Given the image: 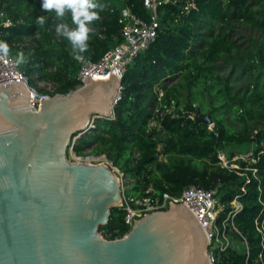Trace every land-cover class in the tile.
Wrapping results in <instances>:
<instances>
[{
  "label": "trees",
  "instance_id": "obj_1",
  "mask_svg": "<svg viewBox=\"0 0 264 264\" xmlns=\"http://www.w3.org/2000/svg\"><path fill=\"white\" fill-rule=\"evenodd\" d=\"M90 2L97 5L90 11L97 12L99 19L86 24L90 31L82 53L91 61L120 42L121 9L149 21L143 0ZM2 4L6 15L21 23L0 29V42L10 49L24 38L32 43L25 51L28 60L23 70L28 84L51 83L53 95L73 91L78 66L72 51L79 49L67 36L58 35L56 40L54 32L56 26L77 28L71 10L65 8L62 16L54 9L45 11L42 0H0ZM155 13L156 37L123 73L113 117L94 121L91 134L76 139L73 151L90 145L92 154L104 155L132 179L126 191L131 196H139L147 187L156 195H177L189 185L211 189L219 183L222 201H230L243 183L241 178L218 167L199 170L171 159L215 164L222 146L257 145L263 150L255 164L260 183L246 185L239 198L242 211L235 217L248 242L251 264L258 253L264 257L253 225L260 209L257 199L264 204V0H156ZM39 17L44 18L43 24L38 23ZM31 74L34 78H29ZM158 90L161 105L171 112L164 114L157 133L147 130V121ZM224 115L233 117L238 130L226 128ZM204 116L212 121L211 130L197 120ZM158 144L160 151H156ZM258 221L264 230V210ZM99 229L108 239L127 233L121 209H111L107 224ZM222 264H245L244 256L227 250Z\"/></svg>",
  "mask_w": 264,
  "mask_h": 264
},
{
  "label": "water",
  "instance_id": "obj_2",
  "mask_svg": "<svg viewBox=\"0 0 264 264\" xmlns=\"http://www.w3.org/2000/svg\"><path fill=\"white\" fill-rule=\"evenodd\" d=\"M83 82L37 110L24 85H0V264H208L206 234L181 201L134 219L114 240L99 236L121 205L118 177L103 163L69 161L67 150L108 119L121 80Z\"/></svg>",
  "mask_w": 264,
  "mask_h": 264
},
{
  "label": "built area",
  "instance_id": "obj_3",
  "mask_svg": "<svg viewBox=\"0 0 264 264\" xmlns=\"http://www.w3.org/2000/svg\"><path fill=\"white\" fill-rule=\"evenodd\" d=\"M155 4L156 0H143V6L149 14V21L147 22L133 15L129 9H121L118 20L120 25V42L110 47L99 60L91 61L80 50L75 49L72 51V58L78 66L75 75L76 88L85 84L83 82L84 77H87L89 81V77L94 79L95 76H105L107 73H110L117 80H121L127 67L132 64L137 55L142 53L156 37L158 20L155 13ZM19 23H21L20 20L13 21L8 17L3 9V4L0 5V29L11 28ZM58 28H60L59 32L57 31ZM66 28L68 31L75 30L73 27L66 26ZM54 32L56 40H58V35L66 36L64 28L61 26H56ZM11 82L22 84L26 87L30 95L28 107L33 110H37L42 100L52 96L54 92L53 85L48 82L42 83V86L44 85L42 92L29 85L28 79L19 70L15 57L11 56L9 52L7 55L0 52V85ZM120 89L121 85L117 89L115 102L119 98ZM161 96L162 93L158 90L156 92L155 104L151 109L150 117L147 121V130L157 133L161 132L160 122L164 114H170L171 112L170 108L161 105ZM109 117H113L112 113ZM91 128L93 129L94 126L92 125ZM211 128L212 124L207 125V129L211 130ZM74 141L73 139L67 150V158L71 157L75 163L90 164L88 162L90 160L84 158L81 161L79 155L75 156L73 152ZM257 147V145L251 143L243 152L229 154L225 157L222 156L220 151H216V164L219 168L234 174L243 181L242 185L237 189L238 193L230 201H222L221 197L223 193H220L221 185L219 183L211 189H202L189 185L182 188L177 195H169L167 193L156 195L150 187H147L139 196H131L126 195V191L130 186L125 191H122L120 187L121 205L119 209L123 212V224L129 230L134 219H140L143 215L152 213L155 210H166L172 201H181L197 219L206 234L208 240V264H222L223 255L227 250L241 253L244 256L245 264H250L248 263L251 259L250 248L246 238L235 225V217L242 211L243 206L239 198L246 193V185L252 181H255L257 184L260 183L255 164L263 150H258ZM160 149L161 147L158 144L156 151H160ZM158 157L162 158L161 155H158ZM101 163L109 167L118 177L120 183L121 178L124 177L123 173L118 172L119 170L115 167L113 168L108 165L106 161ZM256 188L258 193H260L259 185ZM257 201L260 209L258 215L253 219V225L255 232L260 238V248L263 250L264 230L262 222L258 221V216L263 212L264 204L259 198ZM98 234L104 240L116 239H108L104 230L99 229ZM233 239L238 242V246L234 244ZM251 264H264L262 254L258 253Z\"/></svg>",
  "mask_w": 264,
  "mask_h": 264
},
{
  "label": "rangeland",
  "instance_id": "obj_4",
  "mask_svg": "<svg viewBox=\"0 0 264 264\" xmlns=\"http://www.w3.org/2000/svg\"><path fill=\"white\" fill-rule=\"evenodd\" d=\"M240 30H242V29H240ZM31 44L32 43H31V41L28 38H24L19 43L13 44L12 45V49L8 48L9 54L11 56L15 57L16 62L20 59V56L22 54L23 60L18 63V67H19V70L21 72H23V70L25 68L24 64L28 60V52H25V51H27L29 49ZM20 48H26V49L20 50ZM18 55H19V57H18ZM33 75L34 74H31L29 76V78H34ZM44 82L45 81H36L31 86L35 87L38 91L42 92L44 90L43 89L44 85L42 86V83H44ZM224 122H225L226 128L228 130H230V131L238 130L239 125L233 120V117H231L230 115H224ZM96 123H97V125L100 126V122L99 121H97ZM89 134H91V133H89ZM91 147L92 146H90V145H86L83 148H81L78 153H75L74 151L73 152H74L75 156H78V155L80 156L81 161H83L84 158H86L87 160H90L88 162L90 164H93V165L100 164L101 162L106 161L108 165H110V166H112L114 168V166L111 164V162H109L104 155H101V154L94 155V154H92V151H91L92 148ZM248 147L246 145H243V144L242 145H237V146L236 145H227V146H222L221 148L218 149V151H220L222 156L225 157V156H228L231 153L232 154L233 153L237 154V153L243 152ZM134 157H135V153H134ZM68 159H70L69 161L74 162V160L71 157H69ZM159 159L162 162L166 161V159H164V158H159ZM171 160L176 162V163L182 162L184 164L194 165V167H196L199 170L200 169H207V171H211L213 169H216L217 167L219 168V166L216 163L212 164L208 160L196 162V161H190V159L186 158V157H176V158H172ZM118 172H120V171H118ZM131 182H132L131 178L122 177L121 178V182H120V185H121L120 187H121L122 191L123 190L125 191L127 189V187H129L131 185ZM126 195H132V194L126 192ZM233 241H234V244L238 246V242L236 240H234V239H233ZM239 248H240V246H239Z\"/></svg>",
  "mask_w": 264,
  "mask_h": 264
},
{
  "label": "clouds",
  "instance_id": "obj_5",
  "mask_svg": "<svg viewBox=\"0 0 264 264\" xmlns=\"http://www.w3.org/2000/svg\"><path fill=\"white\" fill-rule=\"evenodd\" d=\"M97 5L90 2V0H42V9L50 11L55 9L58 15H63L65 8H68L72 12L73 22L77 25V28L72 31H68L66 26L64 28V34L71 41L74 48H78L81 52L86 50V40L90 29L86 27L87 23L93 20L99 19V14L90 9L96 8ZM38 23L43 24L44 18L39 17ZM60 31V28L57 29ZM0 52L4 55L8 53V46L6 43L0 42ZM23 60L21 54L17 63Z\"/></svg>",
  "mask_w": 264,
  "mask_h": 264
}]
</instances>
